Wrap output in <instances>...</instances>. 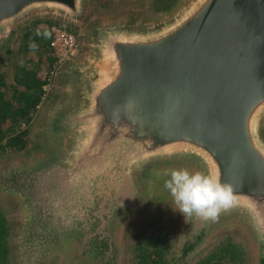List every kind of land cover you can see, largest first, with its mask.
Masks as SVG:
<instances>
[{
	"label": "water",
	"instance_id": "95a60500",
	"mask_svg": "<svg viewBox=\"0 0 264 264\" xmlns=\"http://www.w3.org/2000/svg\"><path fill=\"white\" fill-rule=\"evenodd\" d=\"M89 2L0 0V42L34 16L82 23ZM91 44L89 60L70 75L67 104L51 119L62 153L23 172L42 189L59 175L73 193L62 209L74 214L73 230L62 234L83 243L85 233L109 231L115 240L117 214L152 213L147 174L187 168L231 184L236 203L215 221L186 216L184 254L237 222L264 264V0H187L155 24L97 26Z\"/></svg>",
	"mask_w": 264,
	"mask_h": 264
},
{
	"label": "rangeland",
	"instance_id": "374dc122",
	"mask_svg": "<svg viewBox=\"0 0 264 264\" xmlns=\"http://www.w3.org/2000/svg\"><path fill=\"white\" fill-rule=\"evenodd\" d=\"M187 0H90L89 14L82 23H75L54 15L34 16L16 25L7 38L0 42V73L8 83H14L18 68L27 66L37 73L41 81H47L45 94L30 124L20 122L16 133L26 142L24 151L0 149V219L5 230V239L0 248V264H70L81 254L82 243L77 233L63 234L54 243L37 255L28 248L26 233L32 228L42 208L37 210L24 196L13 191L10 180L24 178L23 172L42 161L56 159L62 153V142L50 131L54 114L67 104L70 95V75L84 65L92 53L91 33L100 25L122 20H135L155 24L173 15ZM60 26L76 36L79 50L70 61L60 64L48 52L46 40L40 41L39 33L52 26ZM30 34L27 40L26 34ZM10 99L13 91L7 92ZM20 102V101H19ZM18 102L19 106L26 103ZM23 133V134H22ZM27 133V134H24ZM175 169V168H174ZM170 168L148 173L143 181L147 203L152 209L148 218L137 216L132 220L128 214L119 213L112 220L120 234L118 264H206L208 261L221 264H258L257 251L247 229L237 222L220 227L195 253L184 254L185 216L179 212L173 197L164 187ZM154 181V182H153ZM34 200L33 195L28 196ZM58 233L73 230L61 227L60 221L66 214L53 203ZM104 213H107L105 211ZM73 214V213H72ZM74 215V214H73ZM97 217L87 218V223ZM89 226V225H88ZM46 227H48L46 225ZM87 227L84 226L83 229ZM97 234V233H96ZM96 234H84L83 244L88 246ZM115 242L119 243L118 235ZM121 250V251H120ZM146 256L147 263H142ZM95 261H103L95 259Z\"/></svg>",
	"mask_w": 264,
	"mask_h": 264
},
{
	"label": "flooded vegetation",
	"instance_id": "af4514ba",
	"mask_svg": "<svg viewBox=\"0 0 264 264\" xmlns=\"http://www.w3.org/2000/svg\"><path fill=\"white\" fill-rule=\"evenodd\" d=\"M47 181L45 184V189L40 187L33 188L30 183V179L24 178H12L10 180V185H12L13 191L17 192L21 196L28 197L30 194L33 195V198L37 197L45 204L42 208V212L37 219H34L32 228L26 233V242L28 248L33 250L34 253L40 255L46 246L54 243L60 236L62 232L58 233L57 226L51 220L55 219V210L54 207L47 203L49 199H52L53 202H59L58 209H63L67 204L66 201L73 199V193L68 192L65 185L60 179L59 175L50 174L46 178ZM154 182V181H153ZM39 194V196H38ZM57 221L59 222V216L56 213ZM103 216H106L103 214ZM132 220H136L137 216L129 215ZM73 222V214L63 217V221H60V224L65 226H71ZM46 225L48 227H46ZM111 232H106L104 234L97 233L95 237L91 238L88 246H85L82 243L81 254L77 256L70 264H118V258L120 252L117 253V245L120 247V234L116 232V237L118 235L119 243H114V238H111ZM121 251V250H120ZM95 259H102L103 261H95Z\"/></svg>",
	"mask_w": 264,
	"mask_h": 264
},
{
	"label": "trees",
	"instance_id": "16d2710c",
	"mask_svg": "<svg viewBox=\"0 0 264 264\" xmlns=\"http://www.w3.org/2000/svg\"><path fill=\"white\" fill-rule=\"evenodd\" d=\"M49 29L39 33L41 42L46 40L49 44ZM30 36L29 33L26 34L27 40H30ZM48 44H45V46L47 47ZM46 84L47 81H41L37 77V73L29 71L27 66L21 65L18 68L13 84L8 83L5 75L0 73V149L25 150L27 144L23 136L16 133L17 124L21 121L26 124L31 123L32 115L37 110L45 94L44 87ZM9 91H13L10 99L7 98V92ZM19 101H25L26 104L19 106ZM4 235L5 230L0 219V248L2 247V241L5 239ZM142 263H147L146 256L142 257ZM206 264L221 263L208 261Z\"/></svg>",
	"mask_w": 264,
	"mask_h": 264
},
{
	"label": "clouds",
	"instance_id": "9594fccd",
	"mask_svg": "<svg viewBox=\"0 0 264 264\" xmlns=\"http://www.w3.org/2000/svg\"><path fill=\"white\" fill-rule=\"evenodd\" d=\"M168 177L164 187L185 217L196 215L215 221L222 211L236 203L234 187L222 182L215 175L177 168L171 170Z\"/></svg>",
	"mask_w": 264,
	"mask_h": 264
},
{
	"label": "built area",
	"instance_id": "2783aa9c",
	"mask_svg": "<svg viewBox=\"0 0 264 264\" xmlns=\"http://www.w3.org/2000/svg\"><path fill=\"white\" fill-rule=\"evenodd\" d=\"M50 42L47 50L55 59L62 64L74 58L79 50L78 41L75 35L60 26H52L49 29Z\"/></svg>",
	"mask_w": 264,
	"mask_h": 264
}]
</instances>
